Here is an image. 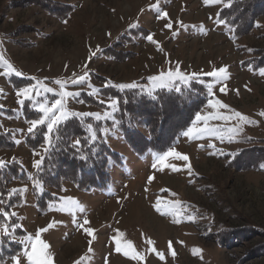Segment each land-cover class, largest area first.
<instances>
[{
    "label": "rangeland",
    "instance_id": "rangeland-1",
    "mask_svg": "<svg viewBox=\"0 0 264 264\" xmlns=\"http://www.w3.org/2000/svg\"><path fill=\"white\" fill-rule=\"evenodd\" d=\"M47 1L69 5L67 20L46 14L45 0H0V109L19 113L30 101L41 113L31 130L89 117L120 159L108 164L102 193L68 181L48 190L58 198L47 213L37 211L29 182L10 181L22 204L8 214L0 205V240L22 249L0 264H264V69L251 70L264 61V0H234L230 16L244 15L238 37L217 20L232 0ZM14 73L33 85L14 90L5 79ZM190 84L208 87V102L186 111L188 127L165 154H134L116 131V100L101 90L152 94ZM180 116L159 113L162 133ZM7 119L0 112L2 134L11 133ZM13 134L16 147L0 149V165L30 174L47 146L24 150L25 130Z\"/></svg>",
    "mask_w": 264,
    "mask_h": 264
},
{
    "label": "trees",
    "instance_id": "trees-1",
    "mask_svg": "<svg viewBox=\"0 0 264 264\" xmlns=\"http://www.w3.org/2000/svg\"><path fill=\"white\" fill-rule=\"evenodd\" d=\"M47 2L53 5H47ZM224 2L228 1L224 0ZM233 4H236L234 0H232L231 5L219 10L218 20L233 31L234 37H238L245 29L241 25L238 27L236 22L244 19V15L237 14L234 18L231 17ZM43 7L46 14L60 22L66 21L69 12L72 11L67 9L70 8L69 5H58L47 0H45ZM257 60H254L257 65L252 64L251 70L253 71L264 69V61L259 63ZM7 81L14 89L33 85L32 80L13 75L8 76ZM101 93L104 97L116 100L117 111L113 116L116 131L123 135L126 144L139 156H142L146 150L162 154L169 149L175 137L188 127L190 119L184 125L186 111L189 109L190 114H192V112H196L195 109L210 99L208 88L199 84H190L187 87H180L179 90L159 89L152 94H146L136 89H121L113 86L102 89ZM80 97L88 105L102 106L85 94H81ZM164 110L176 115L181 114L177 120L170 122L172 125L176 124L172 133H170L172 130L162 133L161 120L159 118L158 121L156 120L157 115L163 113ZM2 112L10 113L11 111ZM21 112L26 122L36 123L41 119V113L32 109L29 101L23 103ZM113 123L107 124L112 126ZM98 126L101 125H97L89 117H70L49 131L45 124L38 125L25 136V145L30 150H35L41 144L47 145V150L43 154L40 164L31 176L34 183L40 184L45 189L37 200L40 211H45V200L53 198L47 189L61 190L65 181L72 183L80 191L101 190L108 185L110 182V166L108 164L114 159L119 161V156L100 139V134L96 133ZM138 128L146 130L147 137ZM155 128L159 130H157V134L154 133ZM10 137L9 134L0 133V149H13L15 147ZM239 154L240 151L233 153L229 161L233 163L238 160ZM260 158L262 159V157ZM60 168L62 171L59 170ZM58 170L61 174L59 177L56 176ZM11 179L22 182L27 180V175L17 163L0 167V202L5 212H8L14 205L21 203L18 195H11L12 197L9 195L7 184L10 183ZM33 190L36 191L35 188ZM2 220L3 217L0 215V221ZM20 233L22 234L21 231ZM19 250L20 247L14 245L8 254L14 255Z\"/></svg>",
    "mask_w": 264,
    "mask_h": 264
},
{
    "label": "bare ground",
    "instance_id": "bare-ground-1",
    "mask_svg": "<svg viewBox=\"0 0 264 264\" xmlns=\"http://www.w3.org/2000/svg\"><path fill=\"white\" fill-rule=\"evenodd\" d=\"M176 125V124H175ZM170 180V179H169ZM171 182H173V181H171ZM150 221H152L155 225H157V224H159L161 221H160V219H158V218H156V217H151V219H150ZM152 222H150L151 224H150V226H155V225H153L152 224ZM162 225H163V228L164 229H166V225L162 222ZM160 227H162L161 226V223H160ZM158 228V227H157Z\"/></svg>",
    "mask_w": 264,
    "mask_h": 264
},
{
    "label": "crops",
    "instance_id": "crops-1",
    "mask_svg": "<svg viewBox=\"0 0 264 264\" xmlns=\"http://www.w3.org/2000/svg\"><path fill=\"white\" fill-rule=\"evenodd\" d=\"M8 122H9V121H8ZM10 124H11V128H12L13 126H17L15 121H10ZM18 126L23 127L22 123L18 124Z\"/></svg>",
    "mask_w": 264,
    "mask_h": 264
}]
</instances>
